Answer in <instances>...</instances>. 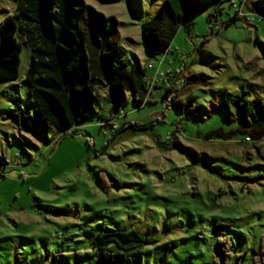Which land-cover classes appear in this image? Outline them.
Here are the masks:
<instances>
[{
	"label": "rangeland",
	"instance_id": "374dc122",
	"mask_svg": "<svg viewBox=\"0 0 264 264\" xmlns=\"http://www.w3.org/2000/svg\"><path fill=\"white\" fill-rule=\"evenodd\" d=\"M159 2L86 0L107 18L109 31L115 27L125 62H154L148 75L172 70L178 71L173 80L197 74L206 84L178 88L161 116L167 80L158 78L151 104L137 108L127 101L122 109L126 121L160 120L141 130L128 127L107 142L112 132L100 128L105 90L70 130L38 121L24 78L29 49L15 1L0 0V21L11 17L21 45L18 78L0 84V264H96L86 230L133 229L156 241L129 251L130 264H212L217 241L225 237L231 242L227 264H251L258 254L264 134L249 140L243 133L230 140L204 137L242 125L239 113L214 107L217 89L246 91L249 99L264 101V0L243 7L255 21L239 18L227 26L229 0L202 9L178 28L166 53L152 58L141 24ZM187 98H194L191 106ZM54 208L75 216L55 214ZM261 247L264 253V241Z\"/></svg>",
	"mask_w": 264,
	"mask_h": 264
},
{
	"label": "trees",
	"instance_id": "16d2710c",
	"mask_svg": "<svg viewBox=\"0 0 264 264\" xmlns=\"http://www.w3.org/2000/svg\"><path fill=\"white\" fill-rule=\"evenodd\" d=\"M14 1L18 28L29 49V62L24 78L30 86L34 113L39 122L50 124L58 131L70 130L93 110L101 90L106 91L107 105L100 116V128L104 133L106 128L112 132L107 142L128 127L141 130L160 120V117L148 123L125 120L126 113L122 106L130 101L139 108L145 98L144 106L151 104L149 94L160 87V83L158 80L151 81V75L147 73L150 68L147 66L143 67L137 60L127 63L121 58L115 27L109 31L106 27L107 18L87 5L86 0ZM222 1L160 0L156 13L141 24L142 42L149 56L155 58L159 53H166L180 26H187L189 18L195 13L212 4L218 6ZM229 2L231 6L235 1ZM235 3L243 16H238L237 11L233 10V14L223 22L225 26L239 18L256 20L243 11L248 0H238ZM219 12L220 7L214 16ZM15 31L16 26L10 16L0 21V84L15 81L19 75L21 45L15 39ZM177 74L178 71L172 70L166 74L167 84L163 87L160 102L168 94L178 92L179 89L172 85ZM183 79L184 85L180 89L206 84L204 78L197 74H189ZM160 81L164 82V78ZM214 96V107L223 108L227 114L239 113L242 125L235 129L213 130L204 139L230 140L234 135L243 133L244 140H249L264 134V101L259 98L249 99L246 91H242L241 95L217 89ZM174 102L175 98L172 96L168 107ZM193 102L194 98L186 99L188 106ZM168 107L161 110V116ZM120 110L124 112V116L119 119L117 129L102 124L107 114L117 116ZM198 111L199 108H196V112ZM19 115L25 120L22 109ZM175 146L181 147L177 141ZM52 211L58 215L75 216L72 210L65 208H54ZM84 235L93 248L96 264H130L129 251L133 252L136 248L156 242L133 229L98 233L86 230ZM262 241L264 232L260 234L258 254L252 257L251 264L264 262ZM230 244L228 237L217 241L212 264H227L230 255L226 249Z\"/></svg>",
	"mask_w": 264,
	"mask_h": 264
},
{
	"label": "built area",
	"instance_id": "2783aa9c",
	"mask_svg": "<svg viewBox=\"0 0 264 264\" xmlns=\"http://www.w3.org/2000/svg\"><path fill=\"white\" fill-rule=\"evenodd\" d=\"M231 7H232L233 10L237 11L238 16H243V14L240 11V8L238 7V5L235 2H232L231 3ZM249 20H252V19H249ZM153 65H154V62H150V63L147 64V67L148 68H152ZM168 72H170V70H168L164 74L163 73L159 74V73L156 72L154 75L151 76V81L154 82V81H157L158 78H159V80L162 79V78H164V76H166V74ZM172 85H173V87L175 89L180 88V87H182L184 85V79L183 78L176 79V80H174V82L172 83ZM171 97H172V93L171 94H168L167 95V98L165 100H162L160 102V104H161V110L167 108L168 101H169V99ZM146 99L147 98L144 99V102L141 103V105L139 106V108H141V107H143L145 105ZM123 116H124V112L122 110L119 111V115H117V116H112L111 114H107L105 116V119L106 120L102 124H107V125H110V127L112 129H117L118 126H119V119L122 118Z\"/></svg>",
	"mask_w": 264,
	"mask_h": 264
}]
</instances>
